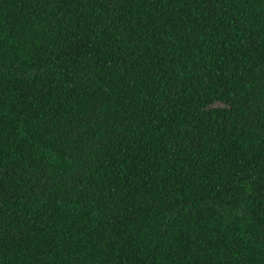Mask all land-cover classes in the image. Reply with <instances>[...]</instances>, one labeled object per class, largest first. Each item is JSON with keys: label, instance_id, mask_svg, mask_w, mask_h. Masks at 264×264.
I'll use <instances>...</instances> for the list:
<instances>
[{"label": "trees", "instance_id": "1", "mask_svg": "<svg viewBox=\"0 0 264 264\" xmlns=\"http://www.w3.org/2000/svg\"><path fill=\"white\" fill-rule=\"evenodd\" d=\"M0 264H264V0H0Z\"/></svg>", "mask_w": 264, "mask_h": 264}]
</instances>
